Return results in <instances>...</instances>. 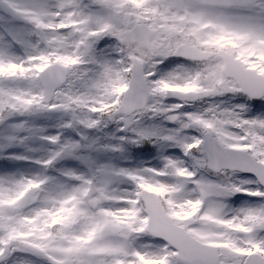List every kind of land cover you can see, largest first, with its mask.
I'll list each match as a JSON object with an SVG mask.
<instances>
[{
  "label": "snow or ice",
  "instance_id": "snow-or-ice-1",
  "mask_svg": "<svg viewBox=\"0 0 264 264\" xmlns=\"http://www.w3.org/2000/svg\"><path fill=\"white\" fill-rule=\"evenodd\" d=\"M0 264H264V0H0Z\"/></svg>",
  "mask_w": 264,
  "mask_h": 264
}]
</instances>
